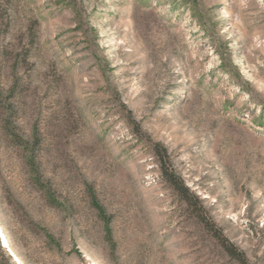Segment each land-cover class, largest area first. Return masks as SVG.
<instances>
[{
  "label": "rangeland",
  "instance_id": "obj_1",
  "mask_svg": "<svg viewBox=\"0 0 264 264\" xmlns=\"http://www.w3.org/2000/svg\"><path fill=\"white\" fill-rule=\"evenodd\" d=\"M0 228L22 264H264V0H0Z\"/></svg>",
  "mask_w": 264,
  "mask_h": 264
},
{
  "label": "trees",
  "instance_id": "obj_2",
  "mask_svg": "<svg viewBox=\"0 0 264 264\" xmlns=\"http://www.w3.org/2000/svg\"><path fill=\"white\" fill-rule=\"evenodd\" d=\"M155 153L160 162V167L162 170L163 177L174 187V189L178 192L181 199L185 203L191 204L190 196H192V194L190 193L189 188L185 185V182L174 171L169 169V167L167 166L166 156L161 154L157 149ZM195 205L198 208L197 217L202 222H204V224L213 232L214 237L218 240L219 244L225 250V252L231 257L236 258L239 261L245 263L246 262L245 253L234 242L229 240L227 236H225V234L221 231V229L216 226L215 222H213L207 217L201 200L196 198ZM2 231L4 232L5 230L2 229ZM6 239H8V235H6ZM2 243L3 242L0 239V255L10 258V256L6 253L5 250L7 247H4ZM8 244H10L9 240H8Z\"/></svg>",
  "mask_w": 264,
  "mask_h": 264
},
{
  "label": "bare ground",
  "instance_id": "obj_3",
  "mask_svg": "<svg viewBox=\"0 0 264 264\" xmlns=\"http://www.w3.org/2000/svg\"><path fill=\"white\" fill-rule=\"evenodd\" d=\"M1 229V228H0ZM1 232L3 233V231L1 230ZM4 234V233H3ZM2 245L4 247H7L10 254H12L14 260L19 263V264H22L21 261L19 260L18 256L15 254L14 250L10 247V244H8V239H6V236H4V240H2Z\"/></svg>",
  "mask_w": 264,
  "mask_h": 264
},
{
  "label": "built area",
  "instance_id": "obj_4",
  "mask_svg": "<svg viewBox=\"0 0 264 264\" xmlns=\"http://www.w3.org/2000/svg\"><path fill=\"white\" fill-rule=\"evenodd\" d=\"M3 237V236H2Z\"/></svg>",
  "mask_w": 264,
  "mask_h": 264
}]
</instances>
